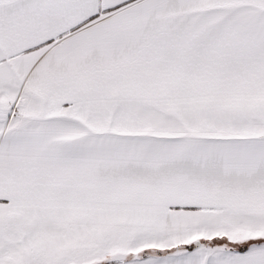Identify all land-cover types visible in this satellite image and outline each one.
<instances>
[{"label":"snow or ice","instance_id":"6c2138e0","mask_svg":"<svg viewBox=\"0 0 264 264\" xmlns=\"http://www.w3.org/2000/svg\"><path fill=\"white\" fill-rule=\"evenodd\" d=\"M0 264H264V0H0Z\"/></svg>","mask_w":264,"mask_h":264}]
</instances>
